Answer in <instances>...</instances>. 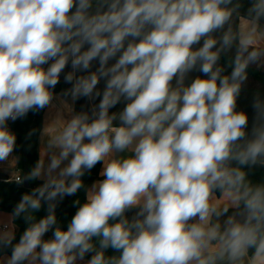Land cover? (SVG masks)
<instances>
[{"label": "clouds", "instance_id": "clouds-1", "mask_svg": "<svg viewBox=\"0 0 264 264\" xmlns=\"http://www.w3.org/2000/svg\"><path fill=\"white\" fill-rule=\"evenodd\" d=\"M254 71L264 0H0V166L53 113L0 264H264Z\"/></svg>", "mask_w": 264, "mask_h": 264}, {"label": "trees", "instance_id": "trees-1", "mask_svg": "<svg viewBox=\"0 0 264 264\" xmlns=\"http://www.w3.org/2000/svg\"><path fill=\"white\" fill-rule=\"evenodd\" d=\"M65 87L63 83L58 86L60 88ZM250 89H255L258 87H264V71L253 72L250 76L249 85ZM243 103V101H241ZM43 115L44 111L37 113L35 115L30 114L27 119L17 121L15 124L11 125L12 130L17 135L18 144H23L25 147L28 143L33 145L31 151H26L24 148H21L18 152L20 159L17 162L16 169L18 171H27L32 166H34L38 154H39V138L38 136H33L31 140H25L27 133L33 128H41L43 126ZM99 167V166H98ZM95 176V170L93 177ZM90 180H86V183H90ZM36 182L33 183L34 186ZM26 188H17L13 183V180L4 173L0 172V211L10 213L15 203L18 201L19 196L22 192L27 191ZM84 193H79L80 197H83ZM72 199L68 198L64 201L61 207L58 209V216L63 222L70 220L71 216L74 214L75 209L72 207ZM43 214V213H41Z\"/></svg>", "mask_w": 264, "mask_h": 264}, {"label": "crops", "instance_id": "crops-1", "mask_svg": "<svg viewBox=\"0 0 264 264\" xmlns=\"http://www.w3.org/2000/svg\"><path fill=\"white\" fill-rule=\"evenodd\" d=\"M53 115V113L49 112V111H44V115H43V124L49 119L51 118V116ZM41 147L40 141H39V149ZM17 163L12 165V164H5L0 166V172H4L6 173L11 180H14V175L20 171H18L16 169ZM0 219H2L3 221H7L9 219L8 213L7 212H1L0 211Z\"/></svg>", "mask_w": 264, "mask_h": 264}, {"label": "water", "instance_id": "water-1", "mask_svg": "<svg viewBox=\"0 0 264 264\" xmlns=\"http://www.w3.org/2000/svg\"><path fill=\"white\" fill-rule=\"evenodd\" d=\"M30 186H25L24 188L29 189Z\"/></svg>", "mask_w": 264, "mask_h": 264}]
</instances>
